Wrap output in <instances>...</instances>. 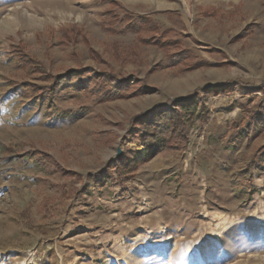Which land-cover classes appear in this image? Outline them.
<instances>
[{
	"label": "rangeland",
	"instance_id": "374dc122",
	"mask_svg": "<svg viewBox=\"0 0 264 264\" xmlns=\"http://www.w3.org/2000/svg\"><path fill=\"white\" fill-rule=\"evenodd\" d=\"M111 1L0 0V264H264V173L234 181L264 144V112L250 120L264 105V3L118 0L179 40L172 51L212 62L181 70L122 9L116 32L103 28ZM70 69L79 78L32 94ZM102 70L123 96L102 98ZM227 81L234 90L219 92ZM196 90L205 120L187 123L183 149L145 159L132 117ZM117 147L141 160L124 184L109 168ZM95 175L115 180L90 186Z\"/></svg>",
	"mask_w": 264,
	"mask_h": 264
},
{
	"label": "trees",
	"instance_id": "16d2710c",
	"mask_svg": "<svg viewBox=\"0 0 264 264\" xmlns=\"http://www.w3.org/2000/svg\"><path fill=\"white\" fill-rule=\"evenodd\" d=\"M264 3V0H262ZM111 7L107 9L106 17L102 21V27L107 31L115 33V23L121 20V14L118 8L124 11L128 28L137 34L138 41L143 44H155L163 49L166 53L167 58L173 61V63L180 64L181 70H193L204 66L211 65L212 62L209 60H198L192 51H186L185 49L174 50L179 48L180 41L173 38L163 37V33H160L159 25L154 19L146 15H135L127 10L118 0H113L110 3ZM172 17V16H171ZM137 20V21H136ZM145 30L151 32V36H145L143 33ZM13 52L19 55L20 61L29 69L34 70L37 68V60L24 52L21 49H13ZM33 69H30V68ZM82 69H70L67 75H60L55 77V82L52 84H34L32 85V94H51L61 83L63 78H69L72 75L74 78H79ZM86 72L93 70L91 67L84 69ZM94 84L101 86L102 98L111 99L113 97L123 96L119 90V87L124 81H118L114 73L102 70L101 72L95 73ZM109 83L108 87L105 84ZM217 90V89H216ZM234 90L231 81H227L221 85L218 89L222 93H230ZM212 91V90H211ZM198 91L196 90L191 95L179 100L174 107L166 106V104H159L154 108H149L141 114H137L132 117V125L137 137L141 141L145 148V159H150L159 153H170L181 150L185 147L188 140L187 137V123L193 122L194 119L200 117L205 120L206 115L202 112L204 105H201L198 109V102L193 99ZM49 114L53 107V103H49ZM264 112V105H261L259 110L250 115V120L260 119ZM74 111H63L56 113V117H69L72 116ZM245 129H239L238 134L231 138L233 145L238 143V140L244 136ZM113 162V163H112ZM109 165V168H116L120 176L118 181L124 184L129 181H133L138 172L141 160L135 156H124L120 155ZM264 144L258 148V154L255 160L245 169L237 171L234 175V181L238 180V176L242 175L245 178L251 180L253 169L259 174L264 173ZM113 175L93 176L89 182L90 186L103 187L106 183L114 181Z\"/></svg>",
	"mask_w": 264,
	"mask_h": 264
},
{
	"label": "water",
	"instance_id": "95a60500",
	"mask_svg": "<svg viewBox=\"0 0 264 264\" xmlns=\"http://www.w3.org/2000/svg\"><path fill=\"white\" fill-rule=\"evenodd\" d=\"M122 153V149L120 148V147H117V153H116V155L118 156V155H120Z\"/></svg>",
	"mask_w": 264,
	"mask_h": 264
}]
</instances>
